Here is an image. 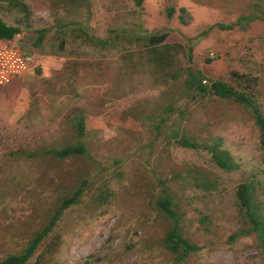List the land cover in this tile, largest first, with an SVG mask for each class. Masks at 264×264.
Masks as SVG:
<instances>
[{"label":"rangeland","instance_id":"rangeland-1","mask_svg":"<svg viewBox=\"0 0 264 264\" xmlns=\"http://www.w3.org/2000/svg\"><path fill=\"white\" fill-rule=\"evenodd\" d=\"M23 1L29 17L0 3V19L21 29L11 43L35 61L15 92L0 89V260L22 252L82 187L27 264H264L254 233L233 238L251 229L235 196L242 184L264 232V147L254 120L231 100L185 87L189 72H202L253 94L264 115V0ZM242 17L254 19L199 37ZM80 27L107 46L84 41ZM160 34L161 64L137 41ZM77 116L88 157L50 155L77 144ZM211 147L228 154L230 172ZM164 189L183 238L200 247L180 263L165 249L172 223L155 205Z\"/></svg>","mask_w":264,"mask_h":264},{"label":"trees","instance_id":"trees-1","mask_svg":"<svg viewBox=\"0 0 264 264\" xmlns=\"http://www.w3.org/2000/svg\"><path fill=\"white\" fill-rule=\"evenodd\" d=\"M64 1H67L66 5L69 4L71 5L73 2H76L78 0H64ZM130 1L133 3L134 7L140 8L145 0H130ZM80 2L85 3V1H80ZM0 3H5L7 9L10 11L11 10L16 11L18 12V14H23L25 17H29V8L23 0H0ZM172 13L173 11L170 10L168 12L167 18H170ZM180 13H184V9H180ZM253 19H254L253 17H242L234 24H228V25L217 24L214 26H210L206 31H204L201 35H199V37L200 38L205 37L214 28H217L218 30H222V31L224 30L230 31L233 30L234 27H237L242 22L249 23L252 22ZM46 32L47 31L44 29L35 31L37 37L34 41V45L37 48L41 47L42 40ZM78 32L81 33V36L82 38H84V41L88 42L91 45L106 47L108 44L106 39L101 40L99 38L90 36L81 27L79 28ZM20 33H21V29L18 26L9 25L0 19V41L11 42L14 39V37L19 35ZM166 38H167L166 34L149 35L145 39L137 38V41L138 42L142 41L144 42L143 44L145 46H149L151 50L149 53L151 54L152 60L161 64L164 59L162 57H165V54H167L168 51L163 50L161 51L162 52L161 53L158 51L157 47L163 44ZM59 45L60 47H62L64 45V42L59 41ZM188 51L191 52V48H189ZM187 70L189 72V69ZM235 76L239 80H242L244 82V77L238 75ZM185 87L186 89L192 90L196 94H201V95L211 94L222 100H231L234 103L247 109L254 120V125L258 129L259 144L261 147H264V115L262 114L260 107L256 103L253 94H247L245 92L235 90L232 86L222 81L208 79L205 75H203L202 72L199 71L195 75H192L189 72L188 77L185 81ZM73 125L78 140L77 144L74 146H67L65 148L58 150L56 149L50 150L48 152L50 155L60 160H64L68 157H76V156L88 157L87 150L85 149L83 143L80 141L84 136L83 118L81 116H77ZM177 144H179L182 147L190 148V149L198 148L197 145L187 142L184 139L178 140ZM210 155L214 163L220 169L226 172H230L233 169L234 167L233 162L228 157L227 153H219L215 150L214 147H211ZM83 185L84 183L82 184V186ZM210 186H211L210 184L206 185L207 188H210ZM250 188L251 187L249 184L240 185L236 190L235 196L238 205L244 210V216L247 219L248 223L250 224L251 229L249 231H244L242 233L240 232L238 233V235H234L233 238L240 235L247 236L251 233H254L259 239L264 253L263 226L261 223V219L256 214L255 207L251 204ZM81 193H82V187H79L71 195V197L62 200V203H60V206L56 210L54 217L42 230H40L33 236V238L24 248V250L17 254H9L5 256L3 259L0 260V264H27L28 261L34 255L37 247L40 245L43 239L51 232L55 222L59 220L63 210L69 208L70 206H75L79 203V198L81 196ZM101 198H104V196ZM155 205L159 210L163 212V214L166 217L169 218V220L172 223L171 229L166 233L164 243H165V249L174 255L175 261L180 263L184 261L189 254L200 251V247L189 243L187 240L183 238L180 230L181 228L179 225L178 214L173 209L171 199L167 194V192L165 191V189L162 190L161 198L155 202Z\"/></svg>","mask_w":264,"mask_h":264},{"label":"built area","instance_id":"built-area-1","mask_svg":"<svg viewBox=\"0 0 264 264\" xmlns=\"http://www.w3.org/2000/svg\"><path fill=\"white\" fill-rule=\"evenodd\" d=\"M34 59L9 41H0V89L25 77L34 68Z\"/></svg>","mask_w":264,"mask_h":264},{"label":"crops","instance_id":"crops-1","mask_svg":"<svg viewBox=\"0 0 264 264\" xmlns=\"http://www.w3.org/2000/svg\"><path fill=\"white\" fill-rule=\"evenodd\" d=\"M18 83H16L15 81L12 83V84H10L8 87H9V92L10 93H12L13 91L15 92L16 90H17V87H16V85H17ZM10 97H13V95H11Z\"/></svg>","mask_w":264,"mask_h":264}]
</instances>
